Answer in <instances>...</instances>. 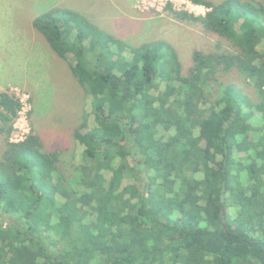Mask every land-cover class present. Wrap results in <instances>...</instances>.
<instances>
[{
    "label": "trees",
    "instance_id": "16d2710c",
    "mask_svg": "<svg viewBox=\"0 0 264 264\" xmlns=\"http://www.w3.org/2000/svg\"><path fill=\"white\" fill-rule=\"evenodd\" d=\"M191 1L236 51L194 49L186 71L163 40L126 55L75 9L33 16L89 97L72 133L84 163L75 188L58 149L34 134L9 141L20 102L0 92V264H264V0ZM232 70L253 101L220 79Z\"/></svg>",
    "mask_w": 264,
    "mask_h": 264
},
{
    "label": "rangeland",
    "instance_id": "374dc122",
    "mask_svg": "<svg viewBox=\"0 0 264 264\" xmlns=\"http://www.w3.org/2000/svg\"><path fill=\"white\" fill-rule=\"evenodd\" d=\"M55 6L75 9L116 35L126 44V55L133 46L159 39L167 42L178 53L183 71L191 65L194 49L236 51L229 39L205 29L198 18L193 19L205 16L210 8L191 0H0V92L20 102L8 139L15 142L34 134L41 138L44 150L58 149V171L68 175L70 185L75 188H78L76 179L80 173L76 167L84 160L82 146L72 133L80 126L83 112L89 110V97L70 72L71 57L59 58L31 26L33 16ZM262 47L261 42L258 48ZM220 79L244 87L250 100H254L251 88L243 86L236 70L220 73ZM150 91L156 93L154 89ZM251 122L259 124V115L255 113ZM93 125L89 117L83 130ZM172 132L160 130L164 136ZM4 148V133H0V154ZM149 174L140 169L138 176L142 184ZM195 176L199 177L200 173ZM131 181V176L125 174L123 184ZM56 200L61 202L62 198L57 195ZM235 211L236 208L230 207L231 215Z\"/></svg>",
    "mask_w": 264,
    "mask_h": 264
}]
</instances>
